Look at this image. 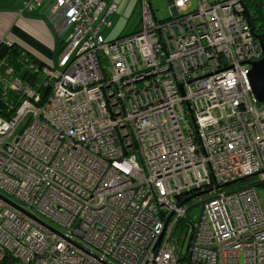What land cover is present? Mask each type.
I'll list each match as a JSON object with an SVG mask.
<instances>
[{
    "label": "built area",
    "instance_id": "1",
    "mask_svg": "<svg viewBox=\"0 0 264 264\" xmlns=\"http://www.w3.org/2000/svg\"><path fill=\"white\" fill-rule=\"evenodd\" d=\"M169 1L158 19L139 0L135 31L107 41L114 1L52 0L66 37L34 87L33 63L21 78L0 58L20 97L0 117V191L57 233L0 199V264H264V104L247 65L261 51L246 0Z\"/></svg>",
    "mask_w": 264,
    "mask_h": 264
},
{
    "label": "crops",
    "instance_id": "2",
    "mask_svg": "<svg viewBox=\"0 0 264 264\" xmlns=\"http://www.w3.org/2000/svg\"><path fill=\"white\" fill-rule=\"evenodd\" d=\"M23 3L24 0H0V46L24 47L34 58L51 64L62 43L51 21L52 0H43L40 7L27 13L22 10Z\"/></svg>",
    "mask_w": 264,
    "mask_h": 264
},
{
    "label": "rangeland",
    "instance_id": "3",
    "mask_svg": "<svg viewBox=\"0 0 264 264\" xmlns=\"http://www.w3.org/2000/svg\"><path fill=\"white\" fill-rule=\"evenodd\" d=\"M105 1H114L117 5V11L115 12V14H113L110 17V21L112 23L111 28L104 29L102 31L103 37L107 41H113L115 39L132 34L135 31L139 21V0H105ZM263 4H264V0H263ZM151 5L158 19H166L170 16L168 0H151ZM65 37L66 36H64L62 40H64ZM56 63H57V59L55 58V60L52 61L51 64L55 67ZM0 193L2 192L0 191ZM2 194L7 196L4 193ZM7 197L10 198V201L14 202L21 208L29 210L21 202L15 200L14 198H11L10 196ZM259 200L261 204L264 205L263 190L260 191L259 193ZM192 211L196 217V221H198L201 211V206L194 207Z\"/></svg>",
    "mask_w": 264,
    "mask_h": 264
},
{
    "label": "trees",
    "instance_id": "4",
    "mask_svg": "<svg viewBox=\"0 0 264 264\" xmlns=\"http://www.w3.org/2000/svg\"><path fill=\"white\" fill-rule=\"evenodd\" d=\"M244 5L248 12L253 11L254 15H256L254 19L255 24H252L253 29L256 32H264L263 0H246ZM0 58L6 59L9 65L14 67V75L25 78L29 74V63H32L34 57L24 47H5L1 45ZM0 77L4 78L1 76V73ZM19 99V95L10 92L0 79V117L4 119L9 118L16 108Z\"/></svg>",
    "mask_w": 264,
    "mask_h": 264
},
{
    "label": "water",
    "instance_id": "5",
    "mask_svg": "<svg viewBox=\"0 0 264 264\" xmlns=\"http://www.w3.org/2000/svg\"><path fill=\"white\" fill-rule=\"evenodd\" d=\"M243 15L245 17L246 22L250 25L251 24L250 15H249V12L247 11V9L245 7H244ZM255 39L258 41L259 46H260L261 58L255 62L247 63V65L250 67V70L248 73V84H249L250 93L253 96L254 100L258 104H264V41H263L264 37L255 36ZM32 63L36 67L37 70L34 73L29 74L25 79V82L30 87L35 86V82L37 80V72L45 65L42 61H40L37 58H34ZM48 92H49V88L44 93V95L47 96ZM261 187H263V186H261ZM0 199L7 202L10 206L14 207L19 212H21L23 215L29 217L30 219H32L36 223L40 224L41 226H43L45 228L50 229L54 233H56L55 231H53L52 227H50L48 224L44 223L40 219L32 216L30 213H28L24 209H21L20 207L16 206L14 203L7 201L6 199H4L1 196H0ZM177 200H178V198H177ZM12 262H13L12 258H7V264H12Z\"/></svg>",
    "mask_w": 264,
    "mask_h": 264
},
{
    "label": "flooded vegetation",
    "instance_id": "6",
    "mask_svg": "<svg viewBox=\"0 0 264 264\" xmlns=\"http://www.w3.org/2000/svg\"><path fill=\"white\" fill-rule=\"evenodd\" d=\"M249 14L252 17V24H255V20L254 19L256 18V15H254L253 11L249 12ZM256 36H262V37H264V32H260V31L259 32H256Z\"/></svg>",
    "mask_w": 264,
    "mask_h": 264
},
{
    "label": "clouds",
    "instance_id": "7",
    "mask_svg": "<svg viewBox=\"0 0 264 264\" xmlns=\"http://www.w3.org/2000/svg\"><path fill=\"white\" fill-rule=\"evenodd\" d=\"M170 2V1H169ZM34 59V58H33ZM33 61V60H32Z\"/></svg>",
    "mask_w": 264,
    "mask_h": 264
}]
</instances>
